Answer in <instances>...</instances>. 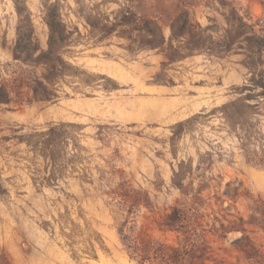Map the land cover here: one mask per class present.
<instances>
[{"label":"rangeland","instance_id":"obj_1","mask_svg":"<svg viewBox=\"0 0 264 264\" xmlns=\"http://www.w3.org/2000/svg\"><path fill=\"white\" fill-rule=\"evenodd\" d=\"M0 264H264V0H0Z\"/></svg>","mask_w":264,"mask_h":264},{"label":"trees","instance_id":"obj_2","mask_svg":"<svg viewBox=\"0 0 264 264\" xmlns=\"http://www.w3.org/2000/svg\"><path fill=\"white\" fill-rule=\"evenodd\" d=\"M121 16H123V12H119L117 14V19H116V25L117 26H121V25H124V24H127V23H130V24H132V25L135 26V25L141 24V22H142L140 20L141 19L140 16L136 15V13H134V15L131 16V19L130 20L121 19ZM57 23H58V14L56 12L52 11L50 13V22H49V26H50V38L53 37V33L55 34L56 31H57V29H58ZM110 26H112V25H110ZM22 49H23V46H22Z\"/></svg>","mask_w":264,"mask_h":264}]
</instances>
